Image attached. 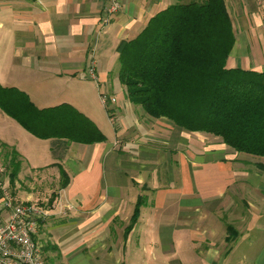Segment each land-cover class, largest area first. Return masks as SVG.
Segmentation results:
<instances>
[{"label": "crops", "instance_id": "1", "mask_svg": "<svg viewBox=\"0 0 264 264\" xmlns=\"http://www.w3.org/2000/svg\"><path fill=\"white\" fill-rule=\"evenodd\" d=\"M175 1L121 0L122 8L104 25L110 0H0V84L25 92L37 108L68 103L105 135L101 141L74 140L71 130L78 134L74 126L79 124L81 131L88 129L87 121L75 115L60 127L62 108L45 112L51 132L46 136L5 116L22 139L0 138L21 160L17 187H24L25 177L30 187L57 193L53 203L71 206L37 232L43 247L51 244L44 249L46 259L57 264H264V236L247 237L252 226L261 225L250 224L252 205L239 206L238 218L233 210L226 213L237 180L247 173L250 182L249 170L238 171L234 150L218 135L149 116L127 98L119 80L117 45L136 37L149 18ZM225 3L235 31L227 66L264 71V0ZM102 95L116 102L106 105ZM57 96V103H39ZM105 117L119 123L113 139L103 130ZM16 120L25 130L12 124ZM202 135L216 140L204 143ZM28 145L42 153L28 154ZM60 168L67 175L64 187ZM14 195L39 204V197L27 191ZM141 195L145 204L128 229ZM263 210L264 202L255 213Z\"/></svg>", "mask_w": 264, "mask_h": 264}, {"label": "trees", "instance_id": "2", "mask_svg": "<svg viewBox=\"0 0 264 264\" xmlns=\"http://www.w3.org/2000/svg\"><path fill=\"white\" fill-rule=\"evenodd\" d=\"M233 28L225 0H176L149 18L136 37L117 45L119 80L127 98L149 116L167 118L187 131L218 135L236 154L255 157L251 163L264 172V160L260 159L264 158V71L227 66L235 43ZM0 107L41 136L51 133L43 121L45 112L62 108L65 113L57 118L65 120L60 127L75 115L87 121L88 129L81 131L79 124L74 126L78 134L71 130L74 140L93 142L105 137L74 106L62 103L37 108L16 87L0 84ZM4 146L12 183L21 160L14 148ZM60 171L64 187L67 175L63 168ZM57 196L53 193L48 203L53 204ZM145 201L144 195L138 198L128 229L137 221ZM46 261L57 264L53 259Z\"/></svg>", "mask_w": 264, "mask_h": 264}, {"label": "built area", "instance_id": "3", "mask_svg": "<svg viewBox=\"0 0 264 264\" xmlns=\"http://www.w3.org/2000/svg\"><path fill=\"white\" fill-rule=\"evenodd\" d=\"M121 5V0H110L101 20L104 25ZM90 74L95 77L94 67ZM102 100L108 105L104 95ZM6 181L5 169L0 167V264H48L37 232L43 222L54 216H64L71 206L64 205L62 200L51 205L19 200Z\"/></svg>", "mask_w": 264, "mask_h": 264}, {"label": "rangeland", "instance_id": "4", "mask_svg": "<svg viewBox=\"0 0 264 264\" xmlns=\"http://www.w3.org/2000/svg\"><path fill=\"white\" fill-rule=\"evenodd\" d=\"M59 97L60 96H57L53 99H49L46 101L45 100H39V103H41V105H45L42 103H46V104L57 103L61 100ZM104 97H105V99H107L108 105L112 102L113 103L116 102V99L113 100L111 96L109 97L108 95L107 96L104 95ZM88 101L91 102L90 100H88ZM3 111L4 110L1 109V107H0V138H4L5 136H10L11 139H19L21 141L22 139L18 133V130L15 129V127H13V126H9L8 121H4V120H7V117H5V116H7L6 114H8V113H6L5 111H4L5 112L4 113ZM102 111H103V109H101L100 112L102 113ZM10 120H12V119H10ZM116 121L118 122L120 120L118 119ZM11 122H12V124H15V126H18L17 128L25 130V129H23V126L20 125L19 121L16 120V121H11ZM118 124H115V125L112 124L111 121L107 117H105V124H103V126H104L103 130L105 133H107V135H109L111 137L110 139H113V137H115L114 131H115V127L119 126ZM199 138H201L204 143L211 142V139L216 140L212 136H210V138H209L208 135H202ZM218 142L221 143V141H218ZM5 144H7V143L0 141V167H3L5 169L6 179L8 180L7 182H9V185L13 189L14 193L16 194L20 190L27 191L29 193H32L35 197H39V199L36 200L39 203H46L47 204L48 200L51 198V195L46 193V190L48 188H43L42 186H39L38 188L34 189V188L30 187L31 183H30V181H28V179H25V177H22V181H24V184H23L24 187H20V186L17 187L18 183L15 182V180L12 183L10 182V180H12V179L10 177V169H8V167H7L9 159H7L4 156L6 154V151H5L6 148L4 146ZM41 144H45V143L41 142ZM209 144H211V143H209ZM30 149L31 148L28 145L27 146V151H29L28 154L30 153V151L33 152L34 154L38 153L39 150L42 153V150L40 148H37L35 152H34V149L33 150H30ZM203 150H204V148H203ZM232 153L236 157L234 159L236 160V166L238 167L237 168L238 171H240L241 173H243V172L245 173V171L249 170V172H251V174L249 176L250 182L246 179L245 174H247V173H245L243 177H240L237 180V183L234 185L237 192H236L235 196L232 198L233 200L231 202H229V204H230V205H228L229 210L226 211V213H227V212L233 210V212H234L233 217L238 218V215H239V213H238L239 211H237V210H239L238 207L240 206V208H241V206H242L245 208V210L248 207V206L246 207L245 202L246 203L248 202L249 204H251L253 210H255V211L258 210V208L260 207V204H262V202H264V198H263L264 197V195H263L264 194V172H262V174H261V172L256 168V166H254L253 163H251L255 157L245 155V154H236V152H234V151ZM51 158H52L51 154H48L47 160H50ZM32 159H34L38 163H42V161H40L39 159L36 160L35 157ZM260 159L264 160V158H260ZM40 165H44V164H40ZM18 177L19 176L17 175V178ZM245 183H247V184H245ZM258 184L261 186H259ZM255 211L254 212L249 211L250 212L249 213V219L251 222L250 224L256 223L258 225V223L260 222L261 225H260V227L257 226V228H255V229H253V226H252V228L250 229V231L247 234V237L252 236V235L264 236V212H263L264 210L261 212V214H259L258 212L255 213ZM186 260H189V259H186ZM186 260H184V261H186ZM194 264H200V261L199 260L194 261Z\"/></svg>", "mask_w": 264, "mask_h": 264}]
</instances>
